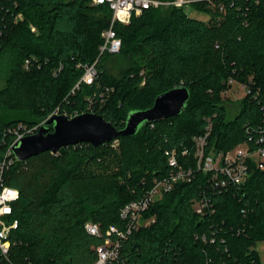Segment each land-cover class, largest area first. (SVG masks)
<instances>
[{"label": "trees", "instance_id": "obj_1", "mask_svg": "<svg viewBox=\"0 0 264 264\" xmlns=\"http://www.w3.org/2000/svg\"><path fill=\"white\" fill-rule=\"evenodd\" d=\"M189 5L210 19L190 17L187 6L151 8L129 24L116 23L121 52L101 55L102 33L113 16L108 5L1 3L0 62L7 69L0 89V161L10 140L4 129L40 124L57 110L69 117L95 113L123 129L130 114L152 108L167 91L186 87L190 100L180 116L145 124L135 136L119 137L117 147L83 143L16 161L5 180L21 195L14 207L19 227L9 260L0 258V264L95 263L110 227H124L125 205L168 172L167 152L186 147L184 164L192 163L193 138L209 123L208 150L217 153L234 150L264 127V0ZM20 13L23 21L15 23ZM114 59L117 75L108 68ZM96 61L95 84L77 87L85 66ZM231 80L247 92L234 120L224 105ZM209 178L199 172L156 200L144 214L154 222L128 235L113 264H261L256 246L264 242V171L252 164L245 185L216 193ZM204 197L211 205L200 215L194 206ZM88 221L99 224L101 236L87 232Z\"/></svg>", "mask_w": 264, "mask_h": 264}, {"label": "built area", "instance_id": "obj_2", "mask_svg": "<svg viewBox=\"0 0 264 264\" xmlns=\"http://www.w3.org/2000/svg\"><path fill=\"white\" fill-rule=\"evenodd\" d=\"M3 1L8 0H0V8H3L1 7ZM192 2L193 0H171L166 2L159 0H91L92 5H108L113 12L109 28L102 33L103 44L100 47L101 55L104 53L117 55L121 52L122 40L114 29L116 23L129 24L133 15H141L145 10L151 8H183ZM1 12L2 10L0 9ZM20 21H23L21 13L14 18L15 23ZM31 29L33 32H36L34 26H31ZM2 37L3 31L0 27V42ZM31 64V59L25 61L26 68H29ZM80 67L81 65H77V68ZM97 78L98 69L96 61L92 65L85 66L84 75L77 87L81 83L94 85ZM231 83H233L232 80ZM53 114L67 115L61 114L59 110ZM76 115L78 114L74 116ZM74 116H71V118ZM49 117L42 123L34 126L21 123L17 126L8 127L3 131L4 135L10 140L7 144L4 158L0 161V258L9 260L13 246L11 236L19 227L18 219L14 217V207L20 200L21 195L19 190L8 186L5 180L6 171L18 161L14 154V147L21 139L38 133ZM211 131L212 124L209 123L202 135L193 138L195 153L192 156V163L187 162L184 164V159L190 156L189 149L186 147L182 148L180 153L177 149H172L166 153L168 172L156 178L152 187L139 199L125 205L120 213L124 227L121 229L115 226L110 227L107 231L105 242L97 248V260L93 264H113L116 262L120 257L122 243L127 239L128 235L140 227L148 226L154 222L153 219H144V214L149 210L151 205L164 194L172 192L177 184L194 181L199 172L210 175L208 187L211 192L216 193L227 190L230 187L241 188L245 185L250 176L252 164L264 171V127L260 128L257 136L250 137L248 142L237 146L234 150L227 153H217L208 150ZM251 142L254 143V146L251 145ZM113 146H118L117 140L113 141ZM210 205V200L204 197V199L195 203L194 208L198 214L204 215L210 209ZM85 229L91 235L101 236L99 224L88 221L85 224Z\"/></svg>", "mask_w": 264, "mask_h": 264}, {"label": "water", "instance_id": "obj_3", "mask_svg": "<svg viewBox=\"0 0 264 264\" xmlns=\"http://www.w3.org/2000/svg\"><path fill=\"white\" fill-rule=\"evenodd\" d=\"M189 100L190 91L186 87L167 91L156 98L152 108L130 114L123 129L91 112L72 118L53 114L38 133L19 141L14 147V154L19 162H26L47 152L58 154L70 146L85 143L99 147L119 137H132L145 124H156L180 116Z\"/></svg>", "mask_w": 264, "mask_h": 264}, {"label": "rangeland", "instance_id": "obj_4", "mask_svg": "<svg viewBox=\"0 0 264 264\" xmlns=\"http://www.w3.org/2000/svg\"><path fill=\"white\" fill-rule=\"evenodd\" d=\"M186 12L192 18L200 19L203 21H208L210 17L207 14L201 13L199 11L194 10L190 5L187 6ZM142 15V14H141ZM135 15V16H141ZM37 32V29H36ZM109 71L113 75L118 74V68L115 59L109 62ZM6 69L7 63L6 61L0 62V89L4 88L5 86V79H6ZM246 89L237 83H234L231 89L224 95V105L227 110V119L234 120L236 116L239 114L240 107L242 101L246 97ZM256 250L259 253L261 264H264V242H259L256 246Z\"/></svg>", "mask_w": 264, "mask_h": 264}]
</instances>
